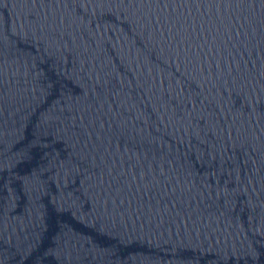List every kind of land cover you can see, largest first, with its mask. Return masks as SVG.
<instances>
[{"label":"water","instance_id":"obj_1","mask_svg":"<svg viewBox=\"0 0 264 264\" xmlns=\"http://www.w3.org/2000/svg\"><path fill=\"white\" fill-rule=\"evenodd\" d=\"M0 264H264V0H0Z\"/></svg>","mask_w":264,"mask_h":264}]
</instances>
